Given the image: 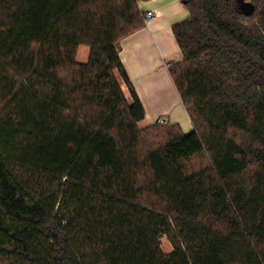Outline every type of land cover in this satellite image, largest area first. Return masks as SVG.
I'll return each instance as SVG.
<instances>
[{
  "label": "trees",
  "instance_id": "1",
  "mask_svg": "<svg viewBox=\"0 0 264 264\" xmlns=\"http://www.w3.org/2000/svg\"><path fill=\"white\" fill-rule=\"evenodd\" d=\"M139 1L0 0V264H264V0H183L187 133L140 125Z\"/></svg>",
  "mask_w": 264,
  "mask_h": 264
},
{
  "label": "crops",
  "instance_id": "2",
  "mask_svg": "<svg viewBox=\"0 0 264 264\" xmlns=\"http://www.w3.org/2000/svg\"><path fill=\"white\" fill-rule=\"evenodd\" d=\"M139 7L155 16L149 23L120 42V57L145 110L146 127L163 118L178 124L184 132L194 125L182 100L169 65L182 59L174 26L187 20L190 11L183 0H141ZM124 92L131 98L130 89Z\"/></svg>",
  "mask_w": 264,
  "mask_h": 264
},
{
  "label": "rangeland",
  "instance_id": "3",
  "mask_svg": "<svg viewBox=\"0 0 264 264\" xmlns=\"http://www.w3.org/2000/svg\"><path fill=\"white\" fill-rule=\"evenodd\" d=\"M89 50H90L89 46L81 45L79 47V51H78V59L80 61H87L88 56H89ZM203 162H205V160H203ZM200 163H202V159H195L194 160V166L195 167H198L200 165ZM161 244H162V247H163V250L165 253H169L172 250V245H171V243L167 237H163L161 239Z\"/></svg>",
  "mask_w": 264,
  "mask_h": 264
},
{
  "label": "water",
  "instance_id": "4",
  "mask_svg": "<svg viewBox=\"0 0 264 264\" xmlns=\"http://www.w3.org/2000/svg\"><path fill=\"white\" fill-rule=\"evenodd\" d=\"M239 3L241 11L247 16L252 15L256 10V6L253 2L239 0Z\"/></svg>",
  "mask_w": 264,
  "mask_h": 264
},
{
  "label": "built area",
  "instance_id": "5",
  "mask_svg": "<svg viewBox=\"0 0 264 264\" xmlns=\"http://www.w3.org/2000/svg\"><path fill=\"white\" fill-rule=\"evenodd\" d=\"M248 1H249V2H253V0H248ZM154 16H155V13H154L152 10L146 12V15H145V23H149L150 20H151ZM158 122L166 123L167 121H166L165 119H163V118H160V119L158 120Z\"/></svg>",
  "mask_w": 264,
  "mask_h": 264
}]
</instances>
